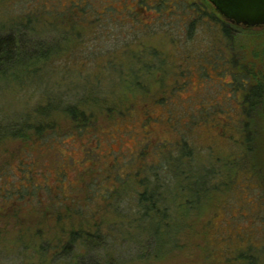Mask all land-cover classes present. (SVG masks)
Returning <instances> with one entry per match:
<instances>
[{
  "label": "rangeland",
  "instance_id": "rangeland-1",
  "mask_svg": "<svg viewBox=\"0 0 264 264\" xmlns=\"http://www.w3.org/2000/svg\"><path fill=\"white\" fill-rule=\"evenodd\" d=\"M71 1L75 5L90 2L100 14L105 13L103 15L111 18H91L90 15L83 24H74L75 27L70 28L68 35L72 41L68 39L64 43L62 39L56 40V54L52 56L54 60L47 63L45 78L53 79L55 85L64 93L59 107L46 108V101H42L44 97L28 90L27 84L2 86L1 115L14 119V115H19L17 112L26 110L30 105V122L33 124L40 117L37 112L38 104H42L41 108L46 109L48 115L45 113L41 116L44 125V133L41 135L45 144L43 152L26 150L36 140L34 130L31 131L30 140L7 137L0 142V189L16 184L19 186L20 181L31 177L35 185L49 183L57 192L56 186L61 184L67 191L83 186L80 184L85 179L93 185L91 189L86 182L87 187H90L89 194L93 195L94 188L99 187L97 191L102 193L110 186L103 178L105 175L120 174L119 177L133 180L120 184L118 190L110 192L114 194L111 200L113 206L107 208L121 212L132 210L137 206L138 196L134 189L137 179L133 171L145 161L138 160L136 154L147 145L146 141L151 140L152 146L147 145L149 154L152 149L156 154L160 146L170 150L171 144L174 146L181 141V132L174 130L180 129L184 122L181 116L178 118V115L172 113L187 115L199 111L201 104L222 102L227 108L217 110L195 126L194 130L185 131L186 144L181 143L184 150L191 153L195 167H207L211 170L210 181L205 185L209 194L207 200L200 201L193 192H189L188 197L198 204V208H190L181 205L185 201L179 194L175 209L179 210L178 215L182 217V232L175 240L174 247H171V252L160 259L142 261L134 259L131 256L132 251L130 254L125 252L128 244L120 242L125 257L122 264H237L232 263L233 257L238 258V254L247 252L249 247V254L246 255H254L252 258L256 264H264V223L259 221L264 212L257 210V203L254 201L259 199L258 182L253 178L251 180L250 174L244 172L236 175L233 186L230 183V167L225 165L224 160L229 159L230 154L239 148L228 141L231 137L235 141L239 138V133L231 121L234 118L238 120L241 113L233 101L225 102L230 91L225 92L222 88V83L230 82L232 78H224L219 73L222 69L216 66L219 68L216 71L210 61L200 59L190 63L177 59V54L188 56L199 55L200 51L207 54L217 52L214 46L219 43L214 42L215 33H207V27L202 21L194 20L192 25L195 15L186 11L183 0H169V5L160 10H156L154 5L159 0ZM200 1L214 9L208 0ZM37 2L42 7L37 9L38 15L33 19L37 20L38 26L43 27L40 36L47 40H44L45 43L52 40L55 42L52 38H58L59 35V30L55 27H67L69 16L61 14L56 17L53 6L56 9L62 8L70 0H0V25L24 21L27 17L21 15V7L28 9L32 3ZM141 9L149 13L144 15ZM133 10L141 12L138 14L139 20L130 18L129 13ZM72 21L71 19L70 23ZM207 22H210L209 19ZM238 27L239 34L232 39L234 48L220 44L224 46V53L218 51L217 54L221 57L243 56L247 63L257 62L264 46V26ZM169 34L174 36L179 47L173 44ZM148 46L153 47L151 51L157 54L154 56L164 58L166 55L168 65L165 63L164 67L157 68L155 65L160 63L152 59L149 72L140 69L139 73H133L140 66H135L137 61L132 56ZM179 62L185 64L188 75L185 77L186 85L180 84L184 89L180 88L173 94L171 89L175 74L171 73L180 71L175 65ZM108 64L110 65L106 71L103 67ZM127 66L133 67L130 73L125 72ZM165 67L171 68V71ZM72 91L78 96L70 100L73 96H67L66 93ZM160 95H164L167 100L165 107L156 102ZM204 98H209L210 101L206 102ZM70 106L77 107L79 111L84 109L85 118L91 121L81 132L74 130L76 121L66 111ZM127 109L130 112L122 117L120 114ZM228 114L234 117L231 115L227 118ZM262 149L259 164L264 167V148ZM172 153L177 154L176 149ZM215 156H220L223 161L216 162ZM21 159L27 165L32 162L37 173L31 171L27 165L21 167ZM148 160L153 163L157 159L153 161L150 157ZM147 173L151 174L148 170L141 177L148 176ZM194 175L202 176L198 171ZM198 182V185L201 184ZM86 183L83 191H77L80 199H85L87 195ZM181 186L185 187L182 183ZM55 192L52 193L54 199ZM121 192L122 195L116 197L115 194ZM3 193H0V264H45L40 255L41 245L44 241L61 238L63 232L65 235V231L71 228L70 224L56 221L59 209H54L52 199L46 194H40L44 202L43 206H37L30 202L24 203L23 200L19 202L15 196L6 200ZM97 198L93 196L91 207L100 202L99 197ZM56 200L59 203L60 199ZM20 204L23 206V213L16 216L9 212L7 205ZM25 204L28 205L25 207ZM104 218L108 221L107 224L113 223L114 227L119 225L117 222L122 224L113 214H106ZM100 224L105 223L102 220L98 222ZM78 227L81 226L78 224L72 229ZM103 231L110 235L109 233L117 230ZM66 237L65 235L63 238ZM233 251L238 252L231 256Z\"/></svg>",
  "mask_w": 264,
  "mask_h": 264
},
{
  "label": "trees",
  "instance_id": "trees-1",
  "mask_svg": "<svg viewBox=\"0 0 264 264\" xmlns=\"http://www.w3.org/2000/svg\"><path fill=\"white\" fill-rule=\"evenodd\" d=\"M168 1L169 0H159V2L154 4L155 9L160 10L161 8H165L169 5ZM183 4L186 11L195 15L192 25L194 24V20L198 22L202 21V24L207 27V33H215L213 34L215 37L214 42L215 44L216 42L219 44L217 43L218 45L216 47L214 46L217 52L213 54H207L206 52L201 53V51L199 55L184 56L177 54V59L178 61L190 63L192 60L198 61L200 59L210 61L216 71L219 68L222 69V72H218L222 74L224 78L227 76L232 78L230 82H223L222 88L225 92L230 91V96L227 97L225 102L233 101L237 110L241 113V115L238 116V120L234 118L231 121L229 119L234 123V127L239 133V138L235 141L234 138L231 137L228 143H234L238 145L239 148L230 154L229 159H224L225 165L230 167L229 171H231L232 174V181L230 183L233 186L236 175L244 172L250 174L251 180L253 178V180L255 179L258 182L259 201L252 200L257 203V210L260 209L264 212V167L259 164L260 157H262L261 153L263 152L262 147L264 148V46L260 54H257V62L255 61V63L252 64L247 63V59L243 56L221 57V55L217 53L218 51H223L224 53V46H220V44H225L226 47H232L233 49L234 44H232V39L239 34V27L226 20L215 8L213 10L210 9L200 0H183ZM41 7L42 4L39 2H37V4L32 3L28 9L21 7L20 12L23 13L21 15L27 17L24 21L12 22L9 25H7V23L0 25V96L3 89L2 86L12 87L15 85L27 84L29 86L28 90H33V93L37 92L41 97H44L42 101H46V108H54L61 105V97L64 93L55 85L53 79H47L45 76L47 72V63L49 60H54L52 56L56 54V46L58 44L56 40L62 39L64 43H67L71 39V36L68 35L70 28H74V24H83V21L87 17H90V15L92 16L91 18L98 16L99 19L111 17L103 15L105 13L100 14L94 5L87 1L82 5H75L70 0L68 4L58 9L53 6V10L55 11L54 15L56 17L61 14L69 16V18H67L69 25L62 28L55 27V29L59 30L58 38H52L55 42L52 40L49 41V43H45L44 40L46 39L40 36V31L43 27L38 26L39 23L37 20H35V22L33 19V17L35 18L38 15L39 10L37 11V9H41ZM141 11L144 15L149 13V11L147 13L143 12L142 9ZM139 13L141 12L133 10L129 13V16L135 20L138 19ZM2 15L4 16L5 14ZM7 19L9 20L8 17ZM71 19L76 23L73 21V23H70ZM207 19H209L210 22H207ZM170 39L173 44L179 47V43L175 40L174 36L170 35ZM72 40L73 39L70 41ZM218 46H220L219 49L217 48ZM152 48L148 46L140 50L137 55H131L132 58L137 61L135 66H140L139 69H134L133 73H139L140 69L143 70V72H149L151 70L150 64L153 62H151L152 59L154 62L157 61L160 63V65H155L157 68L164 67L163 65L165 63L168 65L166 55L164 58H162V56H154L156 53L151 51ZM218 62L221 64H217ZM259 62L261 64H259ZM109 65L110 64L103 67L104 70L107 71ZM175 65L180 71H173L171 73L175 74L173 75L175 81L172 83L171 89V93L173 94L180 88L184 89V87H180V84L186 85L185 77L186 74L188 75V70L184 63L179 62ZM259 65H261V67ZM165 68L171 71V68ZM132 70V66H127L125 68L126 73H130ZM96 76L98 77V75H95V77ZM82 77L81 75L80 78ZM100 83L101 81L99 84ZM66 94L67 96H73L70 100L78 96L74 91ZM156 100V102H159L164 107L167 104L164 95H160ZM204 100L206 102L210 101L209 98H204ZM224 104L225 103L222 102H217L216 104L204 103L201 104V109L199 111L187 115L184 113H172V115H178V118L182 117L184 122L180 129L174 130L178 133L181 132V141L174 146L171 144L170 150H166V148L160 146L156 154L152 148V152L149 154L147 153V147L152 146L150 143L151 140L149 141L148 139L146 141L148 146L144 145V147H142L143 149H140V152L136 154L138 160L145 159V161H142L141 166L136 171H133L135 179H137V185H135L134 189L138 196L137 206L132 210L121 212L119 210L115 211L107 208L108 206H113V201L111 202V200L114 194L110 192L118 190L120 184L122 185L128 183L129 180H133L129 177L125 179L119 177L120 174L119 176H113L111 174L105 175L103 178H105V181H108L110 186H107L106 192L103 191L102 193L97 191L99 187L94 188L95 190H92L94 193L93 195L89 194L90 191H88L90 187L92 189L93 185H90V183L84 179L80 185L85 186L84 183L86 182L90 185V187H87L88 184L86 183L85 190L87 195L84 197L85 199H80L77 192L79 190L83 191V186L70 190L68 189L66 191L61 184H58L56 186L58 191L55 192L48 182V184L45 185H35L31 177L26 181H20L18 183L19 186H16V184L0 189V193L4 192L2 195H4L6 200L15 196L19 202L23 200V202H30L37 206H43V196L40 198V194H46V196L52 199L51 203L54 209L56 211L59 209L57 211L58 215L56 221H64L70 224L71 228L65 231V235L67 236L66 239L63 238L65 236L63 232L61 238L44 241V244L41 245L40 255H42L45 260V264H122L125 261V257L122 254L123 251L120 242H122V244H128L125 252L130 254V251H132L133 253L131 256L134 259L146 261L163 258L171 252V247H174L175 240L182 232V224L180 222L182 217L178 215L179 210L175 209L177 206L175 204L177 198L180 195L183 197L185 204L183 202L181 205H187V207L190 208L196 206L198 208V204L194 199L188 197V193L193 192L200 201L207 200L209 195L205 185L210 181L211 177L209 175L212 174L211 170L209 171L207 167L197 168L192 164L191 153L186 152L184 146L181 144L182 142L186 144L184 132L194 130L195 126L212 116L217 110L227 108ZM41 106L42 104H38L39 109H37V112H39L38 114L40 117H38L33 124L30 122V112L32 110L30 105L26 107V110L17 112L19 115H14V119H8V117L1 115L2 112H0V142L7 139V137L21 138L26 141L30 140L31 131L34 130L36 140H33L31 146L26 150H38L39 152H43L45 144L41 135L44 133V125L41 116L45 113L48 115V111L41 108ZM83 110L79 111L75 106L67 107L66 110L70 113L72 119L76 121L74 130L79 132L91 123V121L85 118ZM129 112L130 110L127 109L120 115L126 117ZM231 115L232 114H228L227 118H229V116L231 117ZM232 117L234 116L232 115ZM167 146L169 147L170 145L167 144ZM90 147H92V145ZM175 149L177 154L172 153V150ZM150 157L152 160H155V158L157 160H153V163H149L148 159ZM215 157L216 162L223 161V158L220 156ZM20 164L21 167L27 165L23 162V159H21ZM27 167H30L31 171L37 173L32 162L31 164L28 163ZM148 170L151 174L149 175L147 173L148 176L141 177V175L145 174ZM196 171L202 174V176H195L194 172ZM110 173H113V171ZM139 175L141 178H139ZM198 181H200L201 184L198 185ZM181 183L185 187H189V189L181 186ZM53 192L56 193L55 199L52 195ZM115 195L118 197L122 195V192L121 194ZM93 196H95V198L99 197L100 202L96 203V206L91 207L90 203ZM56 199H60L59 203ZM26 205L28 204L24 206L26 207ZM7 207L9 212H13L16 216L23 213L22 204L19 206L7 205ZM185 212L189 211L185 210ZM256 213H258V211H256ZM106 214H110V216L111 214L115 215V218H118L122 224L117 222L119 225L115 227L114 225L112 226L113 223L107 224L106 222L108 221L104 218ZM102 220L105 224L98 225V222ZM259 221H263L264 223V215H261ZM78 224L81 227L72 229V227ZM104 229L117 231L115 233H109L110 235H106L107 232L103 231ZM116 237L118 239L117 241ZM249 249L250 247L247 249V252ZM238 251L231 252V256H234ZM247 252H241L238 254V258L233 257L232 263L256 264L252 258L254 255H252V257L246 255L249 254V252Z\"/></svg>",
  "mask_w": 264,
  "mask_h": 264
},
{
  "label": "water",
  "instance_id": "water-1",
  "mask_svg": "<svg viewBox=\"0 0 264 264\" xmlns=\"http://www.w3.org/2000/svg\"><path fill=\"white\" fill-rule=\"evenodd\" d=\"M226 20L237 26H264V0H208Z\"/></svg>",
  "mask_w": 264,
  "mask_h": 264
}]
</instances>
